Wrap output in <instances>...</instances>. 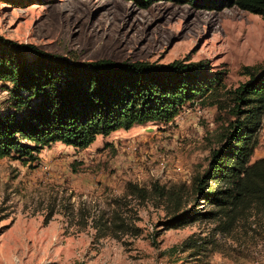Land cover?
<instances>
[{
	"label": "rangeland",
	"instance_id": "obj_1",
	"mask_svg": "<svg viewBox=\"0 0 264 264\" xmlns=\"http://www.w3.org/2000/svg\"><path fill=\"white\" fill-rule=\"evenodd\" d=\"M0 35L81 61L207 60L223 82L171 121L99 134L87 147L56 141L35 161L0 157V264H264V215L170 227L172 205L158 190L179 189L184 207L215 208L193 180L221 145L233 91L249 66L264 68L260 14L177 0H0ZM10 109L0 81V112ZM256 137L252 161L264 157V118ZM121 218L140 230H119Z\"/></svg>",
	"mask_w": 264,
	"mask_h": 264
},
{
	"label": "trees",
	"instance_id": "obj_2",
	"mask_svg": "<svg viewBox=\"0 0 264 264\" xmlns=\"http://www.w3.org/2000/svg\"><path fill=\"white\" fill-rule=\"evenodd\" d=\"M134 1L147 6L154 0ZM177 1L211 10L237 5L264 18V0ZM209 66L207 60L167 64L113 58L81 61L0 35V81L14 106L0 112V157L15 155L35 161L41 148L56 141L87 147L99 134L171 121L187 103L215 93L223 83L219 72ZM248 74V80L233 91L238 107L221 145L213 149L208 167L193 180L197 196L215 208L184 207L179 189L158 186L160 197L172 205L164 220L168 226L202 218L227 224L248 211L264 215V157L252 161L264 118V68L249 66ZM212 180L217 186H210ZM135 225L121 218L118 229L139 231ZM189 246L196 253L201 249L198 240Z\"/></svg>",
	"mask_w": 264,
	"mask_h": 264
}]
</instances>
